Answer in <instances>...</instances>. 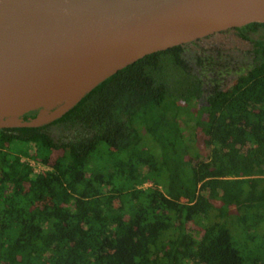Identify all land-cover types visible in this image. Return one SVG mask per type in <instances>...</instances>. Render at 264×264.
<instances>
[{
  "label": "trees",
  "instance_id": "trees-1",
  "mask_svg": "<svg viewBox=\"0 0 264 264\" xmlns=\"http://www.w3.org/2000/svg\"><path fill=\"white\" fill-rule=\"evenodd\" d=\"M237 31L248 55L177 45L0 127V264H264V23Z\"/></svg>",
  "mask_w": 264,
  "mask_h": 264
},
{
  "label": "water",
  "instance_id": "water-1",
  "mask_svg": "<svg viewBox=\"0 0 264 264\" xmlns=\"http://www.w3.org/2000/svg\"><path fill=\"white\" fill-rule=\"evenodd\" d=\"M251 23L264 0H0V127L41 126L148 54Z\"/></svg>",
  "mask_w": 264,
  "mask_h": 264
},
{
  "label": "rangeland",
  "instance_id": "rangeland-1",
  "mask_svg": "<svg viewBox=\"0 0 264 264\" xmlns=\"http://www.w3.org/2000/svg\"><path fill=\"white\" fill-rule=\"evenodd\" d=\"M188 47L198 53H232L237 51L248 52L254 51L256 48L251 41L249 42L247 40L241 39L234 31H223L221 33L214 34L207 39L190 43ZM27 116L33 117L29 115ZM31 162L34 165L35 172H41L43 169H45L43 166H41V164L36 163L35 161Z\"/></svg>",
  "mask_w": 264,
  "mask_h": 264
},
{
  "label": "flooded vegetation",
  "instance_id": "flooded-vegetation-1",
  "mask_svg": "<svg viewBox=\"0 0 264 264\" xmlns=\"http://www.w3.org/2000/svg\"><path fill=\"white\" fill-rule=\"evenodd\" d=\"M237 28H238V27H237ZM237 28L228 29V30H226V31H234V32H236L237 36H239L241 39L247 40V41H249V42L251 41V42L254 44L253 40H250V39H247V38H243V37H241V36L238 34ZM211 36H213V35H211ZM211 36H208V37L203 38V39H207V38H209V37H211ZM203 39H199L198 41L203 40ZM254 45H255V44H254ZM255 47H256V45H255ZM250 52H252V51H248V52H245V51H237V52H232V53H242V54H247V55H248ZM222 53H224V52H222ZM230 53H231V52H230Z\"/></svg>",
  "mask_w": 264,
  "mask_h": 264
},
{
  "label": "built area",
  "instance_id": "built-area-1",
  "mask_svg": "<svg viewBox=\"0 0 264 264\" xmlns=\"http://www.w3.org/2000/svg\"><path fill=\"white\" fill-rule=\"evenodd\" d=\"M33 164V163H32ZM42 166V165H41ZM44 167V166H43ZM45 168V167H44Z\"/></svg>",
  "mask_w": 264,
  "mask_h": 264
}]
</instances>
